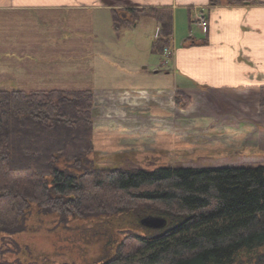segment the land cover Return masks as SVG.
Wrapping results in <instances>:
<instances>
[{
  "label": "trees",
  "instance_id": "obj_1",
  "mask_svg": "<svg viewBox=\"0 0 264 264\" xmlns=\"http://www.w3.org/2000/svg\"><path fill=\"white\" fill-rule=\"evenodd\" d=\"M111 14L117 35L149 18L158 27L152 52L163 56L172 46L171 8ZM94 100L89 88L0 89V233L25 230L37 209L95 223L92 236L107 240L99 229L118 230L125 216L131 229L118 231L124 236L114 253L93 264H264V164L100 167L88 158L95 151ZM175 104L185 109L191 99L177 92ZM259 105L264 109V86ZM147 216L165 225L145 226Z\"/></svg>",
  "mask_w": 264,
  "mask_h": 264
},
{
  "label": "crops",
  "instance_id": "obj_2",
  "mask_svg": "<svg viewBox=\"0 0 264 264\" xmlns=\"http://www.w3.org/2000/svg\"><path fill=\"white\" fill-rule=\"evenodd\" d=\"M227 1L211 5L210 0H0V89L89 88L97 100L102 89L119 95L113 99L133 104L128 119L129 124L138 121L135 126L153 116L142 112L154 104L159 114L149 120L165 126L163 133L171 137L177 91L192 101L187 111L194 118L183 119L185 129L205 132L209 126L231 128L240 122L259 129L264 126L259 105L264 86V0ZM162 7L174 12L172 53L163 55L161 62L152 61L150 70L151 64L143 65L142 58L124 54L130 41L126 32L133 28L130 36L140 34L138 25L149 18L117 35L111 10ZM202 11L209 21L207 30L200 25ZM157 80L167 84L152 83ZM147 86L150 89L143 88ZM222 102L233 104L230 113L222 111Z\"/></svg>",
  "mask_w": 264,
  "mask_h": 264
},
{
  "label": "rangeland",
  "instance_id": "obj_3",
  "mask_svg": "<svg viewBox=\"0 0 264 264\" xmlns=\"http://www.w3.org/2000/svg\"><path fill=\"white\" fill-rule=\"evenodd\" d=\"M143 21L137 28L140 34L130 36L133 28L126 32L125 39L130 41L127 43L128 49L124 50V54L142 58L144 61L142 64H151L149 69L153 70L152 61L161 62L163 57L154 54L151 48L155 32L157 33L155 23L150 19ZM134 47L136 50H129ZM153 82L158 86L167 84L162 80ZM173 86H177L175 80ZM143 88L150 89L148 86ZM176 93L177 91L175 95ZM98 96L100 98L98 100L95 98L93 108L95 151L88 158L100 167L152 169L158 166L257 167L264 164V126L252 130L251 127L240 122L236 127L231 128L219 129L209 126L205 132L197 131L195 127L185 129L186 126L184 128L182 126L183 119L188 118V115H190L189 118H194V116L191 117L194 114L187 111L191 104L185 109L175 104V126L171 137L163 133L162 128L164 129L165 126L161 127L157 121L149 120L156 119L155 116L159 114L154 104L148 109L142 107L145 111L142 114L149 113L153 116H147L149 119L146 123L141 122V126H135L133 122L138 123V121L132 119L133 122L129 124L128 119L132 103L129 105L125 99H113L112 96L119 95L106 94L102 89L99 90ZM232 105L222 102L221 109L230 113L229 109ZM260 110L264 112V109L260 108ZM141 117L144 118L145 115ZM183 130L187 134H183ZM124 217L121 216L120 221L117 220L118 230L115 227L105 226L99 229L106 235V240L100 237L101 234L92 236L95 223L81 219L69 221L59 215L41 213L34 209L26 221L25 230L16 234L0 233V248L4 250L0 260H7L12 264L100 262L114 253L116 244L123 238L124 235L117 234L118 231L131 229L127 220L123 222ZM107 241L110 244L109 247H107Z\"/></svg>",
  "mask_w": 264,
  "mask_h": 264
},
{
  "label": "water",
  "instance_id": "obj_4",
  "mask_svg": "<svg viewBox=\"0 0 264 264\" xmlns=\"http://www.w3.org/2000/svg\"><path fill=\"white\" fill-rule=\"evenodd\" d=\"M141 223L152 228H160L165 225V220L159 217L147 216L141 219Z\"/></svg>",
  "mask_w": 264,
  "mask_h": 264
},
{
  "label": "built area",
  "instance_id": "obj_5",
  "mask_svg": "<svg viewBox=\"0 0 264 264\" xmlns=\"http://www.w3.org/2000/svg\"><path fill=\"white\" fill-rule=\"evenodd\" d=\"M198 17H199V21H200V25H201L202 29L207 30V28L209 26V21H208V18H207V15L205 14V12H199ZM164 53H165V55H170L172 53L171 48L170 47L165 48Z\"/></svg>",
  "mask_w": 264,
  "mask_h": 264
}]
</instances>
